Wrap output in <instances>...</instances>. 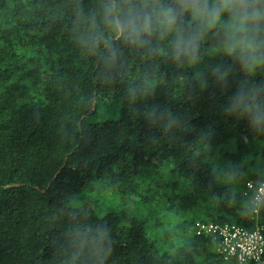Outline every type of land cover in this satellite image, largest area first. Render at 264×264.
Here are the masks:
<instances>
[{
  "label": "trees",
  "instance_id": "obj_1",
  "mask_svg": "<svg viewBox=\"0 0 264 264\" xmlns=\"http://www.w3.org/2000/svg\"><path fill=\"white\" fill-rule=\"evenodd\" d=\"M61 3L0 0V264H61L74 223L110 226L108 264H239L196 224L264 230V210L251 217L239 202L264 175V137L222 115L218 90L186 101L171 77L157 100L192 128L165 133L132 118L124 86H102L55 21ZM159 71L172 69L161 60ZM208 127L213 151L193 160L189 146ZM227 161L247 172L235 203L210 176Z\"/></svg>",
  "mask_w": 264,
  "mask_h": 264
},
{
  "label": "clouds",
  "instance_id": "obj_2",
  "mask_svg": "<svg viewBox=\"0 0 264 264\" xmlns=\"http://www.w3.org/2000/svg\"><path fill=\"white\" fill-rule=\"evenodd\" d=\"M58 7L55 21L93 62L95 79L102 86H124L132 118L165 133L192 128L157 100L156 89L171 77L186 101L218 90L222 115L264 137V0H62ZM133 58L143 61L141 70L133 68ZM161 60L171 73L159 71ZM214 137L212 127L200 130L199 146H189L191 159L212 153ZM210 176L235 203L247 172L243 162L227 161L214 163ZM239 202L249 216H259L264 175L257 174L254 189ZM112 253L107 223L95 230L74 223L65 229L59 258L61 264H108Z\"/></svg>",
  "mask_w": 264,
  "mask_h": 264
},
{
  "label": "built area",
  "instance_id": "obj_3",
  "mask_svg": "<svg viewBox=\"0 0 264 264\" xmlns=\"http://www.w3.org/2000/svg\"><path fill=\"white\" fill-rule=\"evenodd\" d=\"M248 189H254L249 183ZM264 230L256 227L247 230L238 226H218L215 224H196V234L213 235L218 241V252L225 260H234L239 264H264Z\"/></svg>",
  "mask_w": 264,
  "mask_h": 264
}]
</instances>
